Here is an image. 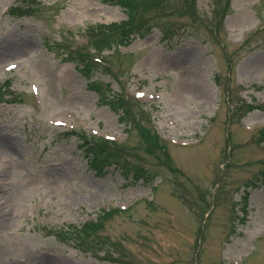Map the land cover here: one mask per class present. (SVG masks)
Returning <instances> with one entry per match:
<instances>
[{
  "label": "rangeland",
  "instance_id": "1",
  "mask_svg": "<svg viewBox=\"0 0 264 264\" xmlns=\"http://www.w3.org/2000/svg\"><path fill=\"white\" fill-rule=\"evenodd\" d=\"M132 4L0 0V264H264V0Z\"/></svg>",
  "mask_w": 264,
  "mask_h": 264
},
{
  "label": "trees",
  "instance_id": "2",
  "mask_svg": "<svg viewBox=\"0 0 264 264\" xmlns=\"http://www.w3.org/2000/svg\"><path fill=\"white\" fill-rule=\"evenodd\" d=\"M114 1H116V2H118V3H120V4H122V5H124V6H126L127 8H130L129 10H131V11H133V10H135V11H133V12H138V6H133V1L134 0H114ZM146 1H150V0H146ZM137 9V10H136ZM110 32L112 31V30H109ZM100 32H102V31H100ZM96 35H100V33L98 34H96ZM87 56H88V54H87ZM89 57V56H88ZM86 65L87 66H90V64H94L93 62H92V60H89V59H87L86 58ZM113 99H115L114 101H112L113 102V104H115V105H117V106H119V105H121V103H122V101H124V103H125V101H126V99H124V97L123 96H121V95H117V96H115V98H113ZM88 146H90V147H88V150L90 151V153H91V155H95V157H96V155H98V156H106V157H104L103 156V158H115V159H118V160H120V161H124V156L122 155V153L120 152V150H119V148H118V146H116L115 148V152H112L111 151V149H109L108 147H106L105 146V148H103V147H98L97 145H95V144H90V145H88ZM103 158H101V157H97V160H95V164L93 165L96 169H99V168H101V167H97L96 166V163L97 162H101V160H103ZM105 160V159H104ZM126 161V160H125ZM98 166H99V164H98ZM127 167H129L128 165H127ZM94 226V227H93ZM96 223L95 222H88V223H85V224H83L81 227H79V229H77L76 228V230H78V232L79 231H82V232H84V234H87V235H90V234H92L94 231H96L95 229H96ZM77 232V231H76Z\"/></svg>",
  "mask_w": 264,
  "mask_h": 264
}]
</instances>
